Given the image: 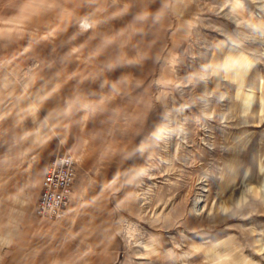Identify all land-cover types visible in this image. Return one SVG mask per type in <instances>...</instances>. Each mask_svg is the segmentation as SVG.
<instances>
[{"label":"clouds","instance_id":"1","mask_svg":"<svg viewBox=\"0 0 264 264\" xmlns=\"http://www.w3.org/2000/svg\"><path fill=\"white\" fill-rule=\"evenodd\" d=\"M259 220L264 0H0V264H253Z\"/></svg>","mask_w":264,"mask_h":264},{"label":"rangeland","instance_id":"2","mask_svg":"<svg viewBox=\"0 0 264 264\" xmlns=\"http://www.w3.org/2000/svg\"><path fill=\"white\" fill-rule=\"evenodd\" d=\"M185 193H182L181 195H184ZM191 196H203L204 193L198 192L197 190H193L190 193ZM179 199V198H178ZM246 227L254 228L257 231L264 230V220H259L255 224L246 225ZM245 255L250 258V260L253 262V264H264V259H262L259 255L255 254L251 250H245Z\"/></svg>","mask_w":264,"mask_h":264}]
</instances>
